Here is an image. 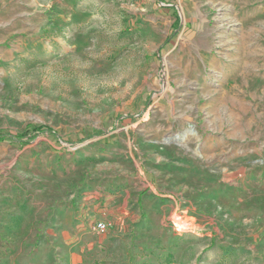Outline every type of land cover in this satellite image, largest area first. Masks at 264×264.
Here are the masks:
<instances>
[{"label": "rangeland", "instance_id": "374dc122", "mask_svg": "<svg viewBox=\"0 0 264 264\" xmlns=\"http://www.w3.org/2000/svg\"><path fill=\"white\" fill-rule=\"evenodd\" d=\"M39 126L0 264H264V0H0V131Z\"/></svg>", "mask_w": 264, "mask_h": 264}, {"label": "trees", "instance_id": "16d2710c", "mask_svg": "<svg viewBox=\"0 0 264 264\" xmlns=\"http://www.w3.org/2000/svg\"><path fill=\"white\" fill-rule=\"evenodd\" d=\"M44 132H46V130L42 126L34 127V128L29 127L23 132H16V133L13 132L2 133L0 131V142H4V141L22 142L25 138H27L28 141H31L36 138L37 134Z\"/></svg>", "mask_w": 264, "mask_h": 264}, {"label": "built area", "instance_id": "2783aa9c", "mask_svg": "<svg viewBox=\"0 0 264 264\" xmlns=\"http://www.w3.org/2000/svg\"><path fill=\"white\" fill-rule=\"evenodd\" d=\"M107 226H108L107 222H105V221H99L96 224L95 229L97 231H105L107 229Z\"/></svg>", "mask_w": 264, "mask_h": 264}, {"label": "crops", "instance_id": "0c3cea01", "mask_svg": "<svg viewBox=\"0 0 264 264\" xmlns=\"http://www.w3.org/2000/svg\"><path fill=\"white\" fill-rule=\"evenodd\" d=\"M106 214V213H105Z\"/></svg>", "mask_w": 264, "mask_h": 264}]
</instances>
